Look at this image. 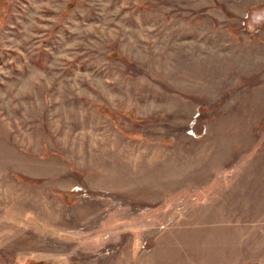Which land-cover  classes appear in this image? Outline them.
I'll use <instances>...</instances> for the list:
<instances>
[{
  "label": "rangeland",
  "instance_id": "1",
  "mask_svg": "<svg viewBox=\"0 0 264 264\" xmlns=\"http://www.w3.org/2000/svg\"><path fill=\"white\" fill-rule=\"evenodd\" d=\"M0 264H264V0H0Z\"/></svg>",
  "mask_w": 264,
  "mask_h": 264
}]
</instances>
